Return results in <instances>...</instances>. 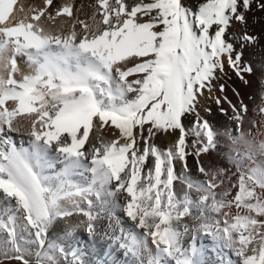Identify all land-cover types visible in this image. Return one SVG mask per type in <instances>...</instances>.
<instances>
[{
    "label": "snow or ice",
    "instance_id": "obj_1",
    "mask_svg": "<svg viewBox=\"0 0 264 264\" xmlns=\"http://www.w3.org/2000/svg\"><path fill=\"white\" fill-rule=\"evenodd\" d=\"M14 3L0 0V24L9 18ZM251 4L252 0H206L192 11L182 0H140L131 5L99 0L102 26L84 25L79 37L76 31L52 34L25 20L0 27V63L11 66L10 73L0 75V202L6 204L0 232L7 233L0 242V256L30 264L26 256L31 253L18 243L20 232L27 231L32 237L28 242L43 248L53 222L75 213L87 218L81 223L90 239L106 215L109 249H123L138 264H203V246L196 245L203 236L211 238L217 251L234 250L241 264H264V203H246L250 195L243 181L227 206L235 202L249 212L233 216L223 212L226 203L216 196V183L204 167L199 168L204 180L175 173V162L188 155L187 135L197 138L192 145L197 155L216 147L215 132L196 113L198 95L211 89L225 60L241 79L252 71L241 64L242 52L226 37L234 19L244 22ZM257 7L264 9V2ZM43 11L32 19L38 21ZM61 13L71 17V5L56 14ZM17 56L26 57L31 68L19 80L12 75L18 70ZM134 74L139 75L129 79ZM23 113L31 117L29 146L17 148L9 133L18 131L13 121ZM190 113L196 120L188 132L182 117ZM234 118L242 119L239 114ZM94 119L100 127L110 122L119 130V139L99 146L91 143ZM177 129L179 138L166 151L150 143L157 132ZM57 162L62 168L54 171ZM74 176L83 182H75ZM178 178L187 189L182 196L173 191ZM117 209L135 222L127 230L119 227V234L120 220L116 226L111 222ZM193 210L199 213L194 217L198 223L182 224ZM211 213L221 214L223 225ZM76 227L70 226L66 234L71 236ZM188 235L192 242L185 246ZM53 250L67 264H83L78 248L66 251L52 243L35 254V264H58Z\"/></svg>",
    "mask_w": 264,
    "mask_h": 264
},
{
    "label": "bare ground",
    "instance_id": "obj_2",
    "mask_svg": "<svg viewBox=\"0 0 264 264\" xmlns=\"http://www.w3.org/2000/svg\"><path fill=\"white\" fill-rule=\"evenodd\" d=\"M185 1L186 7L192 11L197 10L199 3L206 2V0ZM138 2L140 0H125V3L130 5ZM144 2H150V0H144ZM260 2H264V0H252L250 9L244 12V22L234 19L226 32L227 39L234 44L236 51L242 52L241 64L251 66L252 71L244 73L243 79H241L225 60V68L223 72L217 70L215 78L211 81V89H204L197 97L196 113H199L202 120H207L215 132V149L197 155L192 146L197 138L190 134L186 136L189 145L186 149L188 153L186 160L175 162L177 177L187 173L194 180H204L206 176L199 172V168L204 167L206 171H209L211 173L209 179L216 183L214 189L216 196L222 197L226 203L223 212H230L233 216L237 213L244 215L249 212L247 207L238 208L235 202L231 207L227 206V202L234 201V197L241 191V181H243L244 189L250 195V199L246 203H264V112L260 110L264 107V9L257 7ZM110 3H114V0H110ZM65 5H71V17L64 13L56 14ZM42 9L44 11L40 19L38 21L33 20L32 18L36 13ZM98 9L99 0H53L51 5L47 3V0H15L13 11L9 18L0 24V27L11 26L25 20L52 34L66 35L71 31H76L79 37L84 31V25H88L92 29L98 25L102 26V14ZM80 21L83 23H79ZM214 29L215 26H213ZM245 35L253 36L254 42L242 41V37ZM16 64L18 70L12 73L15 79H22L24 75L31 72L26 57L17 56ZM10 72V65L5 67L3 63H0V75H7ZM137 75L139 74H134L129 79H133ZM221 85H223V91H221ZM217 99L220 100L219 104ZM8 103L12 104L13 102L9 101ZM242 108H246V110L242 111ZM237 114L242 117L240 121L234 118ZM30 120L29 114L23 113L13 121V126L17 127L18 131L10 132L9 135L12 136L17 148L29 146ZM195 120V113L185 114L182 117V123L188 132H191ZM118 132L119 130L115 129L110 122L100 127L94 119L89 140L99 146L101 141L108 143L114 139H119ZM179 135L178 129L157 132L150 143L166 151L175 145ZM140 143L143 146V140ZM89 147L90 144L85 145V149ZM151 164L152 158L150 157L146 170ZM61 168L62 165L57 162L54 171H59ZM73 180L77 183L83 182L78 176H74ZM173 191L179 196L187 191L183 180L178 178L174 181ZM192 195L195 198L196 193L193 192ZM0 201H2V197H0ZM121 203H123L122 198ZM5 207L6 204L0 202V218L6 219V216L2 215V210ZM197 215L199 213L193 210V216L183 217L182 224L186 223L189 227H193L198 223L194 219ZM211 215L221 220L223 225L224 217L221 214L211 213ZM64 219L69 222L68 228L72 224V226H77L76 230L71 236L64 235L61 233L58 220L54 221L46 232V242L43 248L36 243L28 242L32 237H29L27 231L20 232L18 243L31 253V255L26 256L30 260V264H35V254L47 250L49 243L63 247L66 251L70 248H78L82 253L83 264H138V261L134 262L133 258L126 256L123 249L117 246L109 249L111 241L105 237L109 224L106 215L98 222L97 234L91 239L85 230L86 225L81 223L87 219L85 216L74 213L72 216L64 217ZM116 219L121 222L119 226L115 225ZM55 222L58 229L54 228ZM111 222L113 226L117 227V234H119V227L127 230L135 223L120 209L115 211V216ZM6 239L7 233L0 232V242ZM191 242V235L184 238L185 246ZM149 244L155 251V246L151 245L150 239ZM196 245L197 247L203 246V264H224L227 260H231L233 264H241V258L236 255L234 250L224 248L222 251H217L213 247L210 237L198 238ZM9 254L13 255L14 253L10 252ZM52 255L55 256L58 264H67L65 257L58 251L53 250ZM147 256L148 253L145 252L143 254L145 261ZM0 264H21V262L0 256Z\"/></svg>",
    "mask_w": 264,
    "mask_h": 264
},
{
    "label": "rangeland",
    "instance_id": "obj_3",
    "mask_svg": "<svg viewBox=\"0 0 264 264\" xmlns=\"http://www.w3.org/2000/svg\"><path fill=\"white\" fill-rule=\"evenodd\" d=\"M150 2H151V0H150ZM182 3L186 6V1H185V0H183ZM256 155L258 156L259 154H256ZM256 155H254V156L256 157ZM57 220H58V224H59V227H60L61 233L65 235V234L67 233L66 230H67V228H68L67 226L69 225V222H68L67 220H65L64 217H63V218H58ZM57 220H56V221H57ZM61 221H62V222H61ZM70 226H72V224H71ZM54 228H55V229H56V228L58 229V226H57V223H56V222H55V226H54Z\"/></svg>",
    "mask_w": 264,
    "mask_h": 264
}]
</instances>
